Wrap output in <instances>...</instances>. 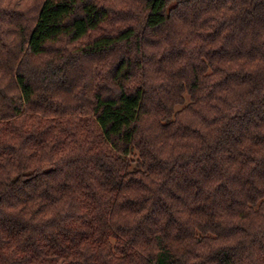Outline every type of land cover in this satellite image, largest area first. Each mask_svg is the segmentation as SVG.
<instances>
[{"label": "trees", "instance_id": "obj_1", "mask_svg": "<svg viewBox=\"0 0 264 264\" xmlns=\"http://www.w3.org/2000/svg\"><path fill=\"white\" fill-rule=\"evenodd\" d=\"M0 264H264V0H0Z\"/></svg>", "mask_w": 264, "mask_h": 264}]
</instances>
